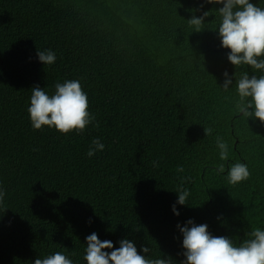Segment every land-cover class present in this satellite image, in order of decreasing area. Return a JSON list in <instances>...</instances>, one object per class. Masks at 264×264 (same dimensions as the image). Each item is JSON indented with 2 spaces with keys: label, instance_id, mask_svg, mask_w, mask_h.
Instances as JSON below:
<instances>
[{
  "label": "trees",
  "instance_id": "1",
  "mask_svg": "<svg viewBox=\"0 0 264 264\" xmlns=\"http://www.w3.org/2000/svg\"><path fill=\"white\" fill-rule=\"evenodd\" d=\"M251 2L264 7V0ZM219 7L0 0V264H32L56 251L84 264L93 232L114 247L129 239L138 252L149 247V258L179 264L178 223L207 224L212 235L237 243L264 228V124L235 115L234 92L219 89L223 73L237 71L215 31ZM205 11L204 29L192 32L187 20ZM45 49L56 53L55 64L38 62L37 50ZM72 79L87 93L93 124L79 134L32 129L31 89L51 94L56 82ZM217 135L230 145L226 161ZM94 138L105 149L89 158ZM236 162L250 176L231 185L227 169ZM181 185L190 196L174 216Z\"/></svg>",
  "mask_w": 264,
  "mask_h": 264
},
{
  "label": "clouds",
  "instance_id": "2",
  "mask_svg": "<svg viewBox=\"0 0 264 264\" xmlns=\"http://www.w3.org/2000/svg\"><path fill=\"white\" fill-rule=\"evenodd\" d=\"M204 4H219L216 14L215 31L220 46L227 51V61L237 70L234 77L223 73V84L219 89L225 93L234 92V114L244 120L252 119L264 124V7L253 4L251 0H203ZM203 5H201L202 7ZM210 12L205 11L197 17L187 20L192 32L204 29L205 18ZM37 60L44 66L55 64L57 56L51 49L37 50ZM248 70L239 71L244 67ZM249 72L252 75H249ZM260 73L257 75L256 73ZM54 91L49 94L35 86L31 89L27 107L30 125L34 130L46 126L60 134L82 133L93 124L95 117L88 110V96L82 89L79 79L65 80L54 84ZM206 135H212V128H204ZM219 159L226 161L230 145L222 136L215 137ZM105 149L100 138H94L86 152L91 158ZM158 167V162H153ZM177 173L184 168L178 166ZM218 173L225 172L224 164L219 165ZM250 176L248 165L236 162L227 169L226 179L229 184L237 185ZM186 179V178H185ZM183 184V182H182ZM177 199L171 207L174 216H179L177 206L187 205L190 192L182 185L176 190ZM5 190L0 186V204L5 198ZM176 229L182 236V256L179 264H264V228H256L247 233V239L235 242L227 236H214L208 231L207 224H196L187 220ZM150 248L138 249L134 241L121 239L118 247L111 240L98 239L95 232L86 236L82 260L84 264H173L171 258H149ZM32 264H76L63 251H56L43 258H36Z\"/></svg>",
  "mask_w": 264,
  "mask_h": 264
}]
</instances>
